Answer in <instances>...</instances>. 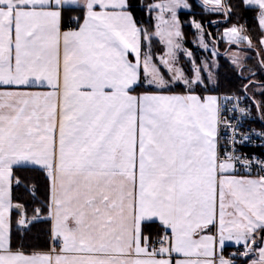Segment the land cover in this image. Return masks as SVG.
Returning a JSON list of instances; mask_svg holds the SVG:
<instances>
[{
	"label": "snow or ice",
	"instance_id": "6c2138e0",
	"mask_svg": "<svg viewBox=\"0 0 264 264\" xmlns=\"http://www.w3.org/2000/svg\"><path fill=\"white\" fill-rule=\"evenodd\" d=\"M242 2L257 12L264 50V0ZM203 3L225 22L233 14L227 0ZM180 7L190 6H146L160 13L153 33L128 0H0V264H236L226 241L242 246V264H264V160L237 154L251 137L237 141L219 98L196 94L203 69L179 42ZM223 38L252 46L235 25ZM17 170L48 183L30 221L11 198ZM37 222L50 246L29 252Z\"/></svg>",
	"mask_w": 264,
	"mask_h": 264
},
{
	"label": "trees",
	"instance_id": "16d2710c",
	"mask_svg": "<svg viewBox=\"0 0 264 264\" xmlns=\"http://www.w3.org/2000/svg\"><path fill=\"white\" fill-rule=\"evenodd\" d=\"M161 0H128L130 5V11L135 17L136 21L143 27L147 28L150 32L155 31L156 24L154 14L155 11L149 13L146 10V6L153 5ZM190 4L189 10H182L180 12V19L182 24V30L185 37V42L188 47L193 49L195 61L200 63L202 58L206 57V52L199 47H196L195 41L197 39L198 32L193 22H199L202 24L205 30L206 39L214 44V46L221 51H225L228 44L220 39L215 31L214 26L218 23L222 28L229 25H239L244 23V35H247L252 40L251 47L247 42L241 43L242 47L237 45H230V47H239L240 49L250 52L252 56H249L244 61V64L239 68H236L224 55L220 53L217 57V71L216 82L206 83L205 86L200 84L196 88V91L200 94H222V93H241L245 94L250 102H254L257 107L255 111L260 118H257L255 123L264 128V64H262V58L264 53L259 39L261 37V29L258 26L257 12L250 9L242 2V0H229L228 3L233 5V14L229 21L225 22L224 17L219 14L209 13L206 11V6L199 0H187ZM73 15H79V13H73ZM212 21V23H210ZM163 51V46L158 42V39L152 41V52L159 56ZM179 60L183 63L185 71L190 69L188 60L183 56L181 52L179 54ZM247 88L245 89V87ZM177 93L183 92V88H175ZM16 179L19 180L17 184L13 181L11 198L15 204L23 205L27 210V218H32L33 209L42 208L46 204L48 197V183L45 175L40 171L33 170H17L15 172ZM22 219L17 215L14 210L12 213V228L16 233V222ZM48 223L37 222L32 225L31 230L27 233L24 243L30 247L26 250L32 251H47L49 244L48 237ZM159 224H155L152 227L153 238L157 232H160ZM244 260H241L238 264H242Z\"/></svg>",
	"mask_w": 264,
	"mask_h": 264
},
{
	"label": "built area",
	"instance_id": "2783aa9c",
	"mask_svg": "<svg viewBox=\"0 0 264 264\" xmlns=\"http://www.w3.org/2000/svg\"><path fill=\"white\" fill-rule=\"evenodd\" d=\"M228 2V0H227ZM245 25V24H244ZM215 32L219 34L221 38L222 35L220 32V27L215 26ZM231 99H227V98ZM219 102L222 105V116L224 119L231 122L232 125H235L241 135L237 136V141H240L243 134L249 135L251 138L248 141L237 143L235 149L237 154L253 158V159H262L264 160V136L259 135L264 133V128L259 127L255 121L258 118V115L255 111L253 103H251L247 96L241 93H222L218 96ZM235 105H238L235 111H223V107L232 109ZM239 109H244V112H240ZM231 130H226L223 127L221 128V143H224L228 137L231 136ZM229 148L232 147L231 144L228 145ZM240 175L246 174L243 170L240 171ZM256 173L253 172V175ZM29 221L31 219L27 218ZM162 234V231H160ZM156 238V237H155ZM154 238V239H155ZM238 247L233 245L223 249V255L225 258H232L236 260V264L244 257L234 256V253H237Z\"/></svg>",
	"mask_w": 264,
	"mask_h": 264
},
{
	"label": "rangeland",
	"instance_id": "374dc122",
	"mask_svg": "<svg viewBox=\"0 0 264 264\" xmlns=\"http://www.w3.org/2000/svg\"><path fill=\"white\" fill-rule=\"evenodd\" d=\"M199 1L202 4H204L203 3V0H199ZM182 2H186L190 6V4H189V2L187 0H182ZM167 3H168V0H161V1L157 2V3H155V4H167ZM189 9H190V7L189 8L180 7V8L177 9V16H178V20L180 22V29H181V32H182V38L180 39L179 42L181 43L183 49H186L187 51H189V52L192 53V56L195 59L193 49L190 48V47H188V45L185 42V37H184L183 30H182V24H181V19H180V12L182 10H189ZM159 14H160L159 13V10H155L154 18H155V24L156 25L159 23V20L157 19V17L159 16ZM169 18H170L169 15L166 13L165 14V19H169ZM195 23H199V22H193L194 26H195ZM231 26H233V25H229V26L223 27V32H224V29L225 28H228V27H231ZM235 26L238 27V28H240L237 25H235ZM161 27H166V26L165 25H161ZM155 30H156V28H155ZM243 32H244V30L242 29V34H243ZM224 40L228 44L229 48L227 47L225 51L218 50L214 46V44L210 43L205 38V36H204V29L198 31V35H197V39L195 41V45H196V47H199L200 49L204 50L206 52V55H207L206 57L202 58L201 64H198L195 61V65H197V66H199V67H201L203 69V71L201 73L202 79L204 81L202 83L203 86H205L206 83L213 84V83L216 82V71H217V67H218V65H217V57H218V55H220V53H223V55L233 65H235L236 68H239L240 66H242L244 64V61L246 60V58H248L249 56H252L250 52L244 51V50H242V49L239 48V47H242V45L239 46V47H235V46L230 47V45H232V44L229 43L226 38H224ZM204 44H207V48L206 49L203 47ZM234 45H236V44H234ZM162 46H163V51H162V53H163L166 50V48H165L164 45H162ZM245 47H248L249 48V46H245ZM183 56L186 59V61L188 60V62H189V58L186 57L184 53H183ZM189 65H190V68L193 67L192 64L189 63ZM177 66L184 68L183 63L180 60H179V65H177Z\"/></svg>",
	"mask_w": 264,
	"mask_h": 264
},
{
	"label": "crops",
	"instance_id": "0c3cea01",
	"mask_svg": "<svg viewBox=\"0 0 264 264\" xmlns=\"http://www.w3.org/2000/svg\"><path fill=\"white\" fill-rule=\"evenodd\" d=\"M132 13V12H131ZM133 15V14H132ZM237 26H239L241 29H242V26L241 25H237ZM196 28V27H195ZM202 29H204L203 27H202ZM197 30V29H196ZM199 30H197V32H198ZM222 34H223V31H222ZM204 36H205V30H204ZM205 38H206V36H205ZM225 41V40H224ZM263 52H264V50H263ZM198 64H201V62L200 63H198ZM205 78V77H204ZM32 91H47V89L46 88H33V89H31ZM196 94H198V95H203V96H208V95H212V96H216V97H218V95L217 94H210V93H208V94H200L199 92H196ZM12 185H13V183H12ZM12 185H11V190H12ZM10 194H11V191H10ZM13 201V200H12ZM13 204L15 205V203L13 202ZM13 213V212H12ZM233 245H235L233 242H229V241H226L225 242V246H224V248H227V247H230V246H233ZM223 248V249H224ZM216 251L219 253V251H220V249H219V247H217V249H216ZM36 252H42V251H36ZM246 259V258H245ZM244 259V260H245Z\"/></svg>",
	"mask_w": 264,
	"mask_h": 264
},
{
	"label": "water",
	"instance_id": "95a60500",
	"mask_svg": "<svg viewBox=\"0 0 264 264\" xmlns=\"http://www.w3.org/2000/svg\"><path fill=\"white\" fill-rule=\"evenodd\" d=\"M237 46H240V45H237ZM229 48V47H228ZM247 88V86L245 87V89Z\"/></svg>",
	"mask_w": 264,
	"mask_h": 264
}]
</instances>
